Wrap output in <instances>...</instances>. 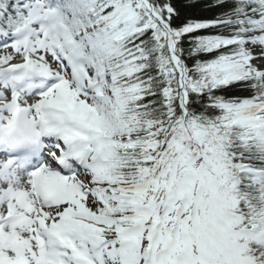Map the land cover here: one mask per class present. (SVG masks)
I'll list each match as a JSON object with an SVG mask.
<instances>
[{"label":"snow or ice","instance_id":"snow-or-ice-1","mask_svg":"<svg viewBox=\"0 0 264 264\" xmlns=\"http://www.w3.org/2000/svg\"><path fill=\"white\" fill-rule=\"evenodd\" d=\"M215 6L0 0V264H264V0Z\"/></svg>","mask_w":264,"mask_h":264},{"label":"trees","instance_id":"trees-1","mask_svg":"<svg viewBox=\"0 0 264 264\" xmlns=\"http://www.w3.org/2000/svg\"><path fill=\"white\" fill-rule=\"evenodd\" d=\"M180 8L182 17H192L198 19H214L225 9L216 7L218 0H174ZM231 2V0H230ZM187 4H195L194 7H184ZM239 94V90H234Z\"/></svg>","mask_w":264,"mask_h":264}]
</instances>
